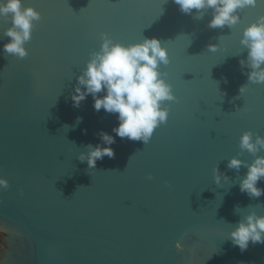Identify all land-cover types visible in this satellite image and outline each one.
<instances>
[{"label": "water", "instance_id": "95a60500", "mask_svg": "<svg viewBox=\"0 0 264 264\" xmlns=\"http://www.w3.org/2000/svg\"><path fill=\"white\" fill-rule=\"evenodd\" d=\"M28 6L40 19L22 59L3 51L12 25L0 17V177L9 184L0 189V262L264 264V243L241 251L230 236L248 212L264 215V195L242 193L248 169L227 166L234 156L255 159L239 146L245 131L264 137V83L249 82L239 63L248 55L243 30L264 16V3L216 29L210 9L184 14L173 0H23ZM101 33L125 46L156 37L168 51L160 70L176 99L163 102L167 121L147 144L116 136V114L95 111L91 95L73 107ZM101 130L115 137V155L89 169L78 157ZM215 167L228 181L215 183Z\"/></svg>", "mask_w": 264, "mask_h": 264}, {"label": "clouds", "instance_id": "9594fccd", "mask_svg": "<svg viewBox=\"0 0 264 264\" xmlns=\"http://www.w3.org/2000/svg\"><path fill=\"white\" fill-rule=\"evenodd\" d=\"M184 14L211 10L212 18L208 27L212 29L228 26L232 28L240 21L239 10L255 7L264 0H173ZM0 17L10 19L11 27L4 35L11 39L3 45L5 53L18 58L27 56L25 43L31 39L33 22L40 19V13L33 7H23V0H0ZM202 18V16L198 17ZM102 43L99 50L90 52L86 67L77 76V84L71 94L73 107L79 108L88 95L93 98V108L99 112L116 114L118 124L112 129L121 139L142 141L147 144L154 130L167 121L169 109L163 106L165 101H173L172 86L166 81L160 66L170 63L168 51L156 37L144 38L142 41L127 46L114 42L107 33H101ZM240 44L248 50L246 60H240L241 69H250L246 74L249 82L264 83V16L244 28ZM217 45H209L210 51H216ZM245 87L240 88L244 92ZM103 93V95H98ZM79 122V121H78ZM86 132V130H84ZM98 143L88 144V151L80 153L78 159L87 161L89 169L96 166L97 160L107 156L113 158L111 147L116 140L106 131L96 134ZM240 148L255 156L248 163L237 156L228 161V167L239 170L242 166L248 169L239 181V189L249 197L258 198L264 195V188L257 182L264 179V156L256 155L264 149V137L251 131H245L240 137ZM214 181L219 184L221 178L228 177L218 167L213 169ZM151 179V176H149ZM8 181L0 177V189H7ZM232 243L244 251L249 241L253 244L264 243V215L255 210L239 220L230 232ZM179 247V244L177 245ZM2 264V262H0Z\"/></svg>", "mask_w": 264, "mask_h": 264}]
</instances>
